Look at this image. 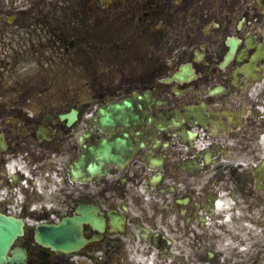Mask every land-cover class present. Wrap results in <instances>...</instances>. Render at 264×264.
<instances>
[{"label": "flooded vegetation", "instance_id": "obj_1", "mask_svg": "<svg viewBox=\"0 0 264 264\" xmlns=\"http://www.w3.org/2000/svg\"><path fill=\"white\" fill-rule=\"evenodd\" d=\"M124 1L126 5L121 4ZM46 3L0 0V76L4 86L17 93L2 92L0 86V196L25 181L24 174L7 173L8 165L19 163L36 179L20 190L21 217L50 222L74 214L83 203L101 207L106 230L78 252L120 247L122 238L132 235L130 227L143 234V222L130 204L139 200L133 185L137 171L94 182H74L70 171L88 125L80 110L95 107L93 102L75 101L78 95L70 93L86 98V92H101L100 101L131 98L146 111L143 122L127 128L132 137L141 138L140 150L156 148L180 157L165 159L162 169L191 197L186 205L192 209L191 219L185 224L192 226L173 231L175 226L167 220L166 224L172 234L192 236V264L205 259L208 264H264V0ZM118 15L121 24L113 29ZM21 27L36 37H19ZM125 33L133 44L129 54L113 53L111 48L127 43L120 39ZM88 42L95 49L85 50ZM139 46L142 65L130 57ZM90 51L102 62L99 69L91 67L90 75L82 74L86 67L77 60L91 62ZM60 58L72 65L78 78L87 77V83L72 90L64 81L57 89L64 97L41 105L50 110L26 111L31 104L21 92L40 90L18 85L44 77L45 66L54 71ZM73 108L79 110L78 118L69 124L61 113ZM195 141L198 146L192 145ZM185 142L191 148L183 150L179 144ZM190 160L193 169L186 177L181 167ZM56 178L62 189L52 197ZM15 198L5 200L13 203ZM115 208L126 215L125 231L111 230L110 213L116 214ZM170 229H165L168 234ZM154 232L149 231L151 242ZM95 233L85 225L88 237ZM21 244L28 248L26 264H75L72 253L35 242L33 230ZM171 244H162L166 263ZM176 259L173 255L169 261Z\"/></svg>", "mask_w": 264, "mask_h": 264}, {"label": "water", "instance_id": "obj_2", "mask_svg": "<svg viewBox=\"0 0 264 264\" xmlns=\"http://www.w3.org/2000/svg\"><path fill=\"white\" fill-rule=\"evenodd\" d=\"M130 107L131 103L124 100L122 103L112 104L107 109H100V118L97 120L99 127H115L118 123L126 124L130 120L139 119L136 114H124L123 107ZM112 112L114 117L108 118ZM108 114V115H107ZM72 119L75 115L71 116ZM126 122V123H125ZM120 138L110 140L104 138L101 142L90 145L79 159L74 163L75 166L84 168L83 173L90 176L101 173L112 160L119 157L123 164V151L121 145L125 141H119ZM109 145H106V144ZM115 147V154L111 151ZM119 153H122L119 155ZM89 179V178H88ZM99 210L94 205H83L78 208L80 214L72 217H65L59 223L41 224L36 228V240L52 246L53 248H61L66 251L79 248L86 238L83 235L84 222H90L96 229L103 231L105 228V218L97 216ZM117 221L116 217L112 218V224ZM24 233V221L14 216L6 215L0 212V264H21L25 261L26 250L23 247L15 246L11 249L12 244L18 236ZM10 252V253H9Z\"/></svg>", "mask_w": 264, "mask_h": 264}, {"label": "rangeland", "instance_id": "obj_3", "mask_svg": "<svg viewBox=\"0 0 264 264\" xmlns=\"http://www.w3.org/2000/svg\"><path fill=\"white\" fill-rule=\"evenodd\" d=\"M44 1H46V0H44ZM54 3H55V0H47L46 5L49 6V5H52ZM56 3H58V2H56ZM121 4L126 5L127 2L124 1ZM121 20H122L121 15H118V17H116L114 19V24H113V27H111V28H113V29L118 28L121 24ZM126 34L127 33L122 35L120 37V39L127 40V43L121 49L111 48V51L113 53H118L122 56H124L123 53L129 54L128 50L132 48L133 44H132V40L125 36ZM105 36H106V33L103 32L101 37H105ZM7 37H10V36H7ZM19 37L26 38V39L30 40L32 38H35L36 36L32 33L28 35L27 33H25V28L21 27L19 29ZM14 38H16V36H14ZM85 44H88V45H85ZM85 44H84L85 50L95 49L94 45L92 43L88 42ZM141 52H142V49L139 46L137 49V52L133 53V55L130 56L135 62H139L140 65H142V60H143V58L140 57ZM90 54H91L90 55L91 56V60H90L91 62H89L90 66L93 69H96V68L99 69L100 64L102 62V59L96 57V55L92 51H90ZM62 60L63 59L60 58L59 61L61 62L62 65L65 66V64L62 62ZM78 62H79V60H77V63ZM35 64H36V62H35ZM79 65H82V64H79ZM83 66H85V65H83ZM106 69L107 68H101L100 71L106 70ZM44 73H45L44 77L30 78V79H28L27 82L21 83L18 86L34 85L38 90H51L52 87L57 86V82L59 81V78H61V79L69 82V85L71 87H73L72 90H77L78 88L84 86L85 83H87V79H88L87 77L83 76L84 77L83 78L84 81H83L82 79L77 77L78 75H75V74L71 75L69 77L67 72L65 73L66 76L63 77L62 76L63 75L62 70H58V69L56 70L55 69L53 71V70L47 68L46 66L44 67ZM29 81H32V83H30ZM52 92H44V93L35 92V93H26V94L29 95V96H27V98L29 97L31 100L35 99V94L42 96V99H40L42 101L43 100L55 101V100L62 98V94H57V93H52ZM73 95L74 94L71 93V96H73ZM91 99H93V95H92ZM120 187H123V186H120ZM134 195H135V197H138L141 200L139 204H138V202H137V204H135V210L141 212L140 214L142 215V218H146V217L150 218L151 217L153 222H150V220L147 218L148 221L153 225V227L160 228L162 226V219H161V216H162L161 211L163 209L162 202H157L154 199H150V200L146 199L144 193H142L139 188H134ZM170 218H172V216H170ZM176 219L178 220V218H176ZM178 227L182 228V226H178ZM176 237H178V236H176ZM190 238L191 237L187 238L184 236H180L177 240L178 244L180 246L183 245L185 248L187 247L186 252L188 253V256L190 255V246H191ZM141 241L138 239H136L134 242L128 241V244L124 245V248L120 249L118 252H115L114 250H110V248L107 249L106 252L96 251V252H94V256L95 257L96 256H103L101 258L102 262L100 264H145V263H147L148 260H150L152 258H151V255H148L146 252V247L148 246V244L147 243L145 244L144 242H141ZM111 249H113V248H111ZM156 252L158 253L159 251L156 250ZM154 257H155V255H154ZM82 260H86L87 262H89L90 259H89V257H85V258H82ZM99 262H100V260L98 259L97 263H99Z\"/></svg>", "mask_w": 264, "mask_h": 264}]
</instances>
